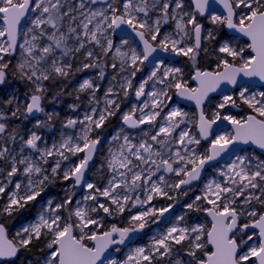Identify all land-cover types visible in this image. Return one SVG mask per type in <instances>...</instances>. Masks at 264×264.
Here are the masks:
<instances>
[{"label":"snow or ice","instance_id":"6c2138e0","mask_svg":"<svg viewBox=\"0 0 264 264\" xmlns=\"http://www.w3.org/2000/svg\"><path fill=\"white\" fill-rule=\"evenodd\" d=\"M213 4L224 13L217 14ZM0 18V86L15 80L26 89L0 102V217L39 205L35 221L12 239L0 222L3 264H264V158L238 147L264 153V91L241 88L238 99L253 114L239 119L221 115L228 106L239 107L233 95H224L210 117L204 108L221 84L235 87L241 76L264 81V0H0ZM201 18L216 27L207 29ZM25 19L31 26L22 31ZM125 29L138 37L140 50L127 33L116 43L117 31ZM223 29L247 37L252 54L233 45L236 37L220 35ZM157 52L186 57L199 86L189 88L183 69L163 59L137 81ZM202 55L214 58L212 70L196 67ZM89 70L97 79H83L68 105L78 112L76 101L85 93L87 109L82 117L61 121L72 133L62 130L49 144L39 130L54 128L59 114L46 104L63 97L71 80ZM173 89L200 109L195 132L187 127V113L169 108ZM130 97L138 104L122 111ZM30 118L32 130L17 126ZM114 119L120 124L106 135ZM221 120L232 131L214 134ZM105 142L99 175L89 181ZM58 183L64 185L62 198L44 199ZM198 186L199 194L185 207L207 214L210 227L180 216L183 223L133 246L135 235L159 225ZM79 189L84 191L77 198ZM157 200L172 203L161 206ZM118 217L126 226L109 222ZM126 242V257L114 258Z\"/></svg>","mask_w":264,"mask_h":264},{"label":"rangeland","instance_id":"374dc122","mask_svg":"<svg viewBox=\"0 0 264 264\" xmlns=\"http://www.w3.org/2000/svg\"><path fill=\"white\" fill-rule=\"evenodd\" d=\"M204 21L207 22V24H204L207 29L211 30V29H214L216 27L215 25H212L208 20H204ZM208 24H211L212 26L210 27V26H208ZM30 26H31L30 21H28L27 25L25 26V28L22 31L27 30ZM0 27H3L2 18H0ZM120 39L121 38L116 37V35L114 36V40L116 41L117 44H119ZM22 40H23V36H21V42H22ZM129 43L132 44L133 47H137V50H140V46L136 43V41L134 39L131 38ZM232 43L234 46L245 48L246 49L245 56L252 54V53H250V50L247 49V44H248L247 42L236 38V39L232 40ZM179 57L183 61L173 63V62H169L167 60H164L165 64L169 67H181L184 71V80L187 82V86L189 88H196L197 86L195 84H193V79H192V77L195 75V69H191L189 67H186V65H185V63H188V64H192V63L186 57H182V56H179ZM16 59H18V57L13 58V63L16 62ZM151 70L152 69H147L146 67H144V69L140 73L137 74L136 80L139 81V80L146 78ZM109 71H111V70H109ZM85 78H92V79L96 80L97 79V72L95 70H89L87 72L78 73L74 77V79L71 80V83L68 85L66 92H65V95L63 97L59 98L55 102H49L46 104V109L48 111H54V112L59 114V118L54 122L55 123L54 128H52V129H40L39 130L40 134L44 136L45 140L48 141L49 144H51L53 141L59 140L60 133L63 130L62 125H61V121H64L69 117H72V118H75L77 116L82 117L83 112L87 109L88 105H87V99H86L85 93H80L79 95L81 96V101H76L77 103L81 104L80 110L78 112L73 113L72 110L68 107V105L73 103L75 100V95H76L75 89L78 87V84ZM110 79H111V76L109 75L105 79V81L102 83L101 92L98 93V95H100V96L103 95V92H104L105 88L108 86ZM242 87H244V86H242ZM242 87L238 88L234 92L227 94V95H233V96L237 97V103L239 104V107L228 106L225 109L220 110L222 116L231 114V115H234L235 117H237L239 119V118L245 117L249 114H253L251 112V110L247 107V105H244L238 99V94H239V91L241 90ZM1 88L4 89L6 87L2 86ZM261 91H264V88L263 89H256V88L249 87V93H253V92L259 93ZM24 92L22 94L17 93V89L13 88V89L5 90L4 94H5V96H8L10 98L13 93H17L20 96H23ZM67 92H72L73 95L69 96V95H67ZM170 95H171L172 99L169 102V108L178 107L183 112L187 113V117H186L187 127L191 128L193 130V132H195L196 131L195 121H198V119H199L197 110L195 108L184 107L181 104L177 103L176 102L175 89H173L170 92ZM222 97H217V98L212 99L210 101V103L206 107V115L207 116L210 117L213 112L218 110L216 106L219 103L223 102ZM49 99H51V97H49ZM0 102H2V101H0ZM132 104H138L135 97H130L129 100L126 101L122 105V111H127L129 109L130 105H132ZM169 108H166L164 110V113H166L169 110ZM164 113H162L161 115L163 116ZM40 117L43 119L42 114H40ZM117 121H119V119H117ZM221 121H223V120H221ZM16 124L21 129H26L29 131L32 130L35 126L34 119H29L28 121H25L24 124H20L19 121H16ZM184 126L185 125H182V127H184ZM143 127L145 128V130H148L150 128V126H148V125H145ZM63 131H67L69 134L72 133L71 129L63 130ZM231 131H232V129L228 128V129L222 130L221 132H231ZM202 145H207V143L202 141ZM106 150H107V143L105 142V151L103 154L98 156L97 161H96L94 167L92 168L91 173L89 174L90 181H95L97 179V176L99 175V173H97V169H99L101 167V163L103 162L104 157L107 154ZM249 152H255L256 155L264 158V156H262L261 154H259L257 151H255L253 149H248V152H245L243 154L247 155V154H249ZM75 159L76 158L73 157V160H75ZM208 175L209 176L214 175L212 170H210ZM53 187H56L55 193L53 192ZM63 188H64V185L59 184V183L55 186L50 187L48 189V191L45 193L44 199H48L49 197L54 198V199L62 198ZM199 192H200V187L198 186L196 189L193 190V192H191L189 194V197L180 198L179 202L176 203L175 207L171 210V212L167 213L165 215V218H162L159 225H152L150 228L145 229L144 233H140L138 241L133 246H144L149 242L151 235H153L155 232L166 229V227H170L173 224L183 223V222H180L178 220V218L180 216H185V221L188 224L202 223L206 227H210L211 221L208 219V217L206 216L205 213L191 212L185 207V204L187 202H190L191 198L194 197L195 195L199 194ZM82 193L83 192H81V193L77 192V198H80ZM0 202H1V204L3 203L2 201H0ZM153 203H156V204L162 206L165 203H172V202L171 201L166 202L163 200H157V201H154ZM31 209H33V211L36 212V216L33 219L26 221L22 225L26 226L28 223L35 221V219L37 217V212L39 211V205L34 204L31 207ZM133 211H135V210H133ZM127 215L128 214L125 213V216H127ZM111 220L109 221L110 223H112ZM22 225L17 226L16 228L12 229V231L10 232V239L15 237L16 232L20 230ZM124 226H126V222L124 223ZM120 248H121V251L119 253H117L116 256L114 257L118 260H122L124 257H126V255L128 254V251L130 250L129 248L124 247V246H120Z\"/></svg>","mask_w":264,"mask_h":264},{"label":"water","instance_id":"95a60500","mask_svg":"<svg viewBox=\"0 0 264 264\" xmlns=\"http://www.w3.org/2000/svg\"><path fill=\"white\" fill-rule=\"evenodd\" d=\"M213 8L215 9L217 14H223L224 13V10H223L222 6L219 5V4H213ZM28 21H29L28 19H25V20L21 21V29L22 30L25 28V26L27 25ZM225 30L230 36L236 37L238 39L244 40L247 43H250V41L248 40L247 37H242L238 33L233 32L232 30H228V29H225ZM125 33H127L128 36H130L132 39H134L136 41V43L140 47H142V45H140L138 37H136L134 34H132L130 32V30H128V29H125L124 32H121V31L118 30L117 34H116V37L121 38L122 36L125 35ZM159 59L168 60L169 62H173V63L174 62H178L180 60V58L178 56H174V55H172L170 53L157 52V53H155L153 55V57L149 58V61L145 62V67L147 69H152L154 64ZM193 84H195L197 87L199 86L198 81H196L194 79H193ZM242 86H248V87L256 88V89H262V88H264V81H260L258 78H255V77L247 78V77L241 76L238 79V83H237V85L235 87H233L231 85H228V84H221L220 88L216 92H213V93L210 94L209 100L205 101V105H204L205 115H206V107L208 106V104L210 103V101L212 99H215L217 97H222V96H224L226 94L234 92L235 90H237L238 88H240ZM0 87H2V86H0ZM176 102L181 104L184 107L195 108L197 110V112H198V118H199L200 109L197 107L195 101L187 100V99H185L183 97H179V96L176 95ZM38 115H40V114H38ZM30 119H32V118H30ZM228 128L232 129V126L227 121H218L217 124L213 125V132H214V134H218L222 130H225V129H228ZM203 142L207 143L206 141H203ZM238 147H244V148H247V149H253V150L257 151L258 153H260L262 156H264V153H262L259 149H255L254 146H238ZM96 160H97V158L94 160V165L96 163ZM210 170H211V168L206 167V173L207 174L209 173ZM86 178L90 181L89 174L86 176ZM77 192L81 193V192H83V189H79ZM206 216H207V214H206ZM208 219L211 221L210 217H208ZM139 235L140 234H137V235H135L133 237L135 242L137 241ZM8 237L10 239L9 231H8ZM124 246L128 247L127 246V242H126V245H124ZM115 256H116V253L113 252V257H115ZM2 263L3 262L0 261V264H2Z\"/></svg>","mask_w":264,"mask_h":264},{"label":"trees","instance_id":"16d2710c","mask_svg":"<svg viewBox=\"0 0 264 264\" xmlns=\"http://www.w3.org/2000/svg\"><path fill=\"white\" fill-rule=\"evenodd\" d=\"M203 24H207V22H205L204 20L200 21ZM208 26H212L211 24H208ZM226 34L228 37H230L227 32L225 31V29H223L220 32V35H224ZM183 61V60H182ZM186 67H189L191 69H195L192 64H188L185 63ZM196 67L200 68L201 70H212L215 67V62H214V58L209 56V57H204L203 55L201 57H198L197 59V64ZM74 79V78H73ZM1 88V87H0ZM17 89V93L22 94L25 91V87L22 83L15 81V80H10L8 87L4 88L2 92H0V101H3L4 97H5V90L7 89ZM55 90V89H53ZM247 113V112H246ZM120 124V121H117V119H114L112 121V126L109 127L107 129V134H110L113 132V129L118 127ZM55 188L53 187V192L55 193ZM1 204V202H0ZM36 216V212L33 211V209L30 208V210H28L27 212H23L21 215L19 216H14V217H0V222H5L6 223V227L9 230V233L12 231V229L16 228L17 226H20L22 224H24L26 221H29L31 219H33ZM112 223H118L121 226H124V221L123 218H114L111 220ZM33 254L34 255H40L39 252H37L36 249H33Z\"/></svg>","mask_w":264,"mask_h":264},{"label":"flooded vegetation","instance_id":"af4514ba","mask_svg":"<svg viewBox=\"0 0 264 264\" xmlns=\"http://www.w3.org/2000/svg\"><path fill=\"white\" fill-rule=\"evenodd\" d=\"M182 61V59L180 58V62ZM54 91V90H53Z\"/></svg>","mask_w":264,"mask_h":264}]
</instances>
